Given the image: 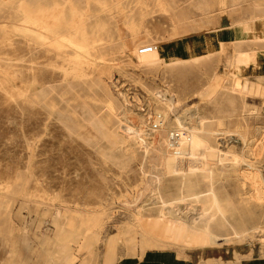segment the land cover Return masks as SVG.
Segmentation results:
<instances>
[{
  "label": "rangeland",
  "instance_id": "rangeland-1",
  "mask_svg": "<svg viewBox=\"0 0 264 264\" xmlns=\"http://www.w3.org/2000/svg\"><path fill=\"white\" fill-rule=\"evenodd\" d=\"M258 1L99 0L90 7L105 41L87 53L54 45L48 57L30 51L18 22L21 13L5 5L0 11V264H113L169 247L197 249L202 264H237V247L264 248V200L252 197L254 186L264 187V0ZM229 31L234 37L227 58L229 44L222 39ZM147 45L155 51L141 53ZM247 82L263 87L262 96L247 95ZM108 98L115 104L112 111ZM247 103L257 107L255 114ZM158 113L163 118L155 123ZM196 117L219 147L199 183L206 224L220 242L199 231L182 238L175 206L183 187L197 190L195 176L183 180L181 162L197 145L190 132H198ZM181 125L187 141L176 132ZM197 146L204 153V145ZM255 171L260 181L247 175ZM162 212L171 219L167 228ZM140 214L155 217L153 227ZM132 234L145 245L132 246Z\"/></svg>",
  "mask_w": 264,
  "mask_h": 264
},
{
  "label": "bare ground",
  "instance_id": "bare-ground-1",
  "mask_svg": "<svg viewBox=\"0 0 264 264\" xmlns=\"http://www.w3.org/2000/svg\"><path fill=\"white\" fill-rule=\"evenodd\" d=\"M98 1L99 0H3V1H0V11L3 10V8L5 7V5H14L15 7V10H14V13H16V11H18V13L20 12L21 13V20H18V22L20 21V28L22 30V38H24L26 40V43L29 45V48H30V51L33 50V54L36 56V57H40L41 55L43 54H47V57L48 55H51L52 54V50H53V47L54 45H62V46H70V47H73L72 50L74 48H76L77 50H84V52H89L88 50L86 51L87 48L89 47H92V46H95L97 43H102L103 41H105V39L102 37V35H100V30H101V25L99 24L100 21H96L95 20V17L96 15L93 13L92 9H91V4H94L95 6V3L98 5ZM118 1V0H117ZM224 1V0H223ZM226 1V0H225ZM261 1V0H260ZM258 1V2H260ZM108 2V0H107ZM112 2V1H111ZM120 2V1H119ZM158 2V1H157ZM203 2V1H201ZM222 2V0H221ZM114 3V2H112ZM212 3V2H211ZM254 3V2H253ZM256 3V2H255ZM117 4V2H116ZM201 4V3H200ZM238 4V3H237ZM111 5V4H110ZM99 6V5H98ZM108 6V5H107ZM113 6V5H112ZM122 6V5H121ZM231 6V5H230ZM255 6V5H254ZM196 7V6H195ZM260 7V6H259ZM263 7V6H262ZM103 8V6H102ZM199 8V7H198ZM7 9V8H6ZM17 9V10H16ZM105 9H108L107 11H109V6L108 8L105 7ZM121 10H124V8H120ZM165 9V8H164ZM201 9V8H199ZM236 9V8H235ZM10 10V9H9ZM198 10V9H197ZM203 10V9H202ZM219 10V9H218ZM98 11V10H97ZM97 11H94V12H97ZM104 11V10H103ZM111 11V10H110ZM207 12V11H206ZM225 13V11H223ZM261 12V11H260ZM4 13V12H3ZM2 13V14H3ZM11 13V12H10ZM101 13V12H99ZM6 14V13H5ZM103 14V13H102ZM222 14V13H220ZM263 14V13H262ZM3 16V15H2ZM7 17V14L5 15ZM133 16V15H131ZM226 16V15H225ZM4 17V16H3ZM5 17V18H6ZM103 17V16H102ZM134 17V16H133ZM179 17V16H177ZM183 17V16H182ZM260 17V16H259ZM20 18V17H19ZM104 18V17H103ZM132 18V17H131ZM176 18V17H175ZM218 18V17H217ZM264 18V17H263ZM4 19V18H3ZM10 19V18H9ZM92 19H94L93 21H91ZM133 19V18H132ZM131 19V20H132ZM188 19V18H187ZM12 20H15V19H12ZM102 20V19H101ZM126 20V19H124ZM175 20V19H174ZM184 20H186L185 18H182L179 20V22H181V24L184 22ZM91 21V22H90ZM178 21V20H177ZM176 21V22H177ZM214 21V20H213ZM262 21V20H261ZM2 22V21H1ZM11 22V21H10ZM95 24H94V23ZM131 22V21H130ZM187 22V21H186ZM185 22V23H186ZM264 22V21H262ZM8 23V22H7ZM13 23V22H12ZM92 23V24H90ZM97 23V24H96ZM101 23V22H100ZM104 23V22H103ZM133 23V22H131ZM94 24V25H93ZM113 24V23H112ZM126 24V23H125ZM180 24V23H179ZM208 24V22H207ZM210 24V23H209ZM7 25V24H5ZM105 25V24H104ZM114 25V24H113ZM190 25V24H188ZM199 25V24H198ZM197 25V26H198ZM213 25V23H212ZM216 25H218L216 23ZM260 25V24H259ZM179 27V26H177ZM181 27H184L183 25ZM208 27V26H207ZM14 28V27H13ZM103 28V27H102ZM109 28V27H108ZM113 28V26L111 27ZM192 28V27H191ZM199 28V27H198ZM218 28V27H217ZM261 28V27H260ZM177 29V28H176ZM183 29V28H182ZM206 29V28H204ZM216 29V28H215ZM214 29V30H215ZM263 29V28H262ZM16 30V29H15ZM107 30V29H106ZM109 30V29H108ZM120 30V29H119ZM193 30V29H192ZM113 31V30H112ZM176 31V30H175ZM174 31V32H175ZM180 31V30H179ZM194 31V30H193ZM105 32V31H104ZM192 32V31H191ZM208 32V31H207ZM106 33V32H105ZM104 33V34H105ZM113 33V32H112ZM199 33V32H198ZM201 33V32H200ZM194 34V33H193ZM217 34V33H216ZM93 35V36H92ZM172 35H175L176 34H172ZM212 35V33H211ZM214 35V34H213ZM104 36V35H103ZM189 35H187L188 37ZM192 36V35H191ZM119 37V36H118ZM186 37V38H187ZM212 37V36H211ZM112 38L113 40V37H110ZM120 38V37H119ZM174 38V37H173ZM172 38V39H173ZM176 38V37H175ZM192 38V37H191ZM195 39V37H193ZM192 38V39H193ZM183 39V38H182ZM205 39V38H203ZM213 39V38H212ZM211 39V40H212ZM23 40V39H22ZM108 40V38H107ZM106 40V41H107ZM178 40V39H177ZM186 40V39H185ZM197 41L198 38L196 39ZM210 40V39H209ZM111 41V40H110ZM120 41V40H119ZM179 41V40H178ZM193 41V40H192ZM196 41V42H197ZM214 41V40H213ZM218 41V40H217ZM113 42V41H112ZM115 42V41H114ZM216 42V41H215ZM150 43V42H149ZM177 43V42H176ZM186 42H184L185 44ZM191 43V42H190ZM193 43V42H192ZM195 43V41H194ZM193 43V44H194ZM198 43V42H197ZM200 43V42H199ZM210 43V42H209ZM110 44V43H109ZM153 44V43H152ZM164 44V43H163ZM169 44V43H168ZM188 44V43H187ZM208 44V41L207 43ZM213 44V43H212ZM107 45V44H106ZM115 44H113L112 46H114ZM118 45V44H117ZM116 45V46H117ZM180 45H183L182 43ZM179 45V46H180ZM119 46V45H118ZM178 46V44H177ZM215 47V45H213ZM211 46V47H213ZM98 47V46H97ZM107 47V46H106ZM112 47V48H113ZM189 47V46H187ZM200 47V46H199ZM203 47V46H202ZM61 48V47H60ZM101 48V47H99ZM108 48H110V46H108ZM119 48V47H118ZM156 48V47H155ZM158 48V47H157ZM206 48V47H204ZM55 49V48H54ZM59 49V48H58ZM65 49V47H64ZM90 49V48H89ZM93 49H97L96 47L93 48ZM104 49H105V46H104ZM103 49V51H104ZM123 49V48H122ZM172 49V48H171ZM182 49V48H181ZM190 49V48H189ZM188 49V50H189ZM193 49V46L192 48ZM208 49V48H207ZM214 49V48H212ZM71 50V51H72ZM92 50V48H91ZM99 50V49H97ZM96 50V51H97ZM101 50V49H100ZM108 50V49H107ZM138 50V46H134L133 47V50L132 52L135 53L137 52ZM160 50V49H159ZM158 50V51H159ZM167 50V49H166ZM177 50H180L177 49ZM185 50V48H184ZM210 50V49H209ZM68 51V50H67ZM66 51V52H67ZM155 51V50H154ZM164 51V50H163ZM170 51V50H169ZM173 51V50H172ZM183 51V49H182ZM181 51V52H182ZM195 51V50H194ZM198 51V50H196ZM200 51V50H199ZM211 51V50H210ZM65 52V51H64ZM82 52V51H81ZM102 52V51H101ZM175 52H176V49H175ZM203 52H206V51H203ZM74 53V52H73ZM80 53V52H79ZM83 53V52H82ZM93 53V52H91ZM111 53V52H110ZM154 53V52H152ZM157 53V52H156ZM166 53V52H165ZM171 53V52H170ZM68 54V53H67ZM101 54V53H100ZM151 54V52H150ZM179 54V53H178ZM190 54V53H189ZM199 54V53H198ZM203 54V53H201ZM63 55V54H62ZM73 55V54H72ZM83 55V54H82ZM90 55V54H89ZM92 55V54H91ZM90 55V56H91ZM98 55V54H97ZM96 55V56H97ZM104 55V54H103ZM138 55V54H137ZM182 55V54H181ZM33 56V55H32ZM84 56V55H83ZM88 56V60H89V57ZM108 56V55H107ZM113 56V55H112ZM140 56V55H139ZM147 56V55H146ZM180 56V55H179ZM186 56V55H185ZM46 57V56H45ZM70 58V56H68ZM67 57V59H68ZM73 57V56H72ZM85 57V56H84ZM87 57V56H86ZM86 57L84 59H86ZM135 57V56H134ZM141 57V56H140ZM173 57V56H172ZM24 58V57H23ZM91 58V57H90ZM94 58V57H92ZM99 59H101L102 57H98ZM163 58V57H162ZM43 59V57L41 58V60ZM66 59V60H67ZM74 59V57H73ZM142 59V57H141ZM151 59V58H150ZM193 59V58H192ZM195 59V58H194ZM40 60V61H41ZM140 60V59H139ZM147 60V58L145 59ZM160 60V59H159ZM158 60V62H159ZM38 61V60H37ZM70 61V60H69ZM77 61V60H76ZM80 62V60H78ZM77 61V62H78ZM100 61V60H99ZM107 61V59H106ZM109 61V60H108ZM68 62V61H66ZM73 62V61H72ZM70 62V63H72ZM75 62V61H74ZM75 62V63H77ZM83 62V61H82ZM87 62V61H86ZM101 62V61H100ZM105 62V61H104ZM145 62V61H144ZM153 62V61H152ZM35 63V62H34ZM51 63V62H50ZM53 63V62H52ZM89 63V62H88ZM93 64H95L94 62H92ZM92 63H89V64H92ZM103 63V62H102ZM111 63V62H110ZM151 63V61L149 62ZM44 64V62L42 63ZM47 64V62H46ZM74 64V63H73ZM85 64V63H84ZM160 64V63H159ZM71 65V64H70ZM140 65V64H139ZM50 66V65H49ZM63 66V65H62ZM74 66V65H73ZM159 66V65H158ZM156 66V67H158ZM163 66V65H162ZM52 67V66H51ZM72 67V65H71ZM79 67V66H78ZM80 67H81V64H80ZM3 68V67H2ZM59 68V67H58ZM153 68V67H152ZM33 69V68H32ZM31 69V70H32ZM37 69V67H36ZM72 69H74L72 67ZM84 69V68H82ZM27 70V69H26ZM29 69V71H31ZM81 71V69H79ZM34 71V70H33ZM74 71V70H72ZM77 71V70H75ZM83 71V70H82ZM41 72V70H39V73ZM86 72V71H85ZM26 73V71H25ZM34 73V72H32ZM78 73H80L78 71ZM53 74V73H52ZM105 74V73H104ZM262 74V73H261ZM87 75V74H86ZM86 75H84L86 77ZM50 76V75H49ZM82 76V78L84 77ZM89 76V75H87ZM32 78V77H31ZM34 79V78H33ZM85 79V78H84ZM87 79V78H86ZM238 79V78H237ZM246 79V78H244ZM261 82V78H259ZM257 79V80H259ZM241 80V79H240ZM62 81V80H61ZM87 81V80H86ZM246 81V80H244ZM33 82V81H32ZM98 82V81H97ZM61 83V82H60ZM249 83V86L247 89V95H251V96H262V92H263V87L262 90L260 89V85L257 83V82H247ZM25 84V83H24ZM23 84V85H24ZM246 84V83H245ZM101 85V84H100ZM40 86V85H39ZM48 86V85H47ZM99 86V84H98ZM167 86V85H166ZM226 85H223V88H225ZM69 88V87H68ZM220 89V87H219ZM226 89H229V88H226ZM88 90V89H87ZM103 90V88H102ZM63 91V90H62ZM73 91V90H72ZM120 91V90H119ZM158 91V90H157ZM217 91V90H216ZM221 91V90H220ZM26 92V91H24ZM67 92V91H66ZM91 92V91H90ZM213 92V91H212ZM261 92V93H260ZM23 93V92H22ZM112 93V92H111ZM216 93V92H215ZM221 93V92H220ZM245 93V92H244ZM165 95V94H164ZM216 95V94H215ZM224 95V94H223ZM226 95V94H225ZM231 95V94H230ZM246 95V94H245ZM27 96V95H26ZM74 96V95H73ZM105 96V95H104ZM227 96V95H226ZM111 97V95H110ZM166 97V96H165ZM213 98V96H211ZM229 97V96H228ZM241 97V96H240ZM112 98V97H111ZM111 98H108V102L106 103L107 104V107H109V109L112 111L113 108H115V104L113 103L114 101L111 99ZM122 98V97H121ZM126 98V97H125ZM35 101L37 102V100L39 101L40 98L36 95L35 96ZM167 99V98H166ZM210 99V97H209ZM214 99V98H213ZM221 99V98H220ZM222 100V99H221ZM242 100V99H241ZM159 101V100H158ZM168 101V100H167ZM166 101V102H167ZM211 101V100H210ZM224 101V100H223ZM222 101V102H223ZM51 102V101H50ZM68 102V101H67ZM221 102V103H222ZM243 102V101H242ZM157 103V101H156ZM160 103V102H159ZM170 103V102H169ZM168 103V104H169ZM174 103V102H173ZM176 103V102H175ZM219 103V104H221ZM228 103V102H227ZM232 103V102H231ZM38 104V103H37ZM49 104V103H48ZM54 104V103H53ZM62 104V103H61ZM129 104V103H128ZM166 104V105H168ZM207 104V103H206ZM205 104V105H206ZM213 104V103H212ZM40 105V104H39ZM171 105V104H170ZM174 105V104H173ZM209 107H210V104H208ZM217 105V103H216ZM228 105V104H226ZM244 105V104H243ZM242 105V106H243ZM76 106V105H75ZM156 106L158 107V105L156 104ZM57 107V106H56ZM69 107V106H68ZM167 109L169 108L168 106H166ZM32 108V107H31ZM140 108V107H139ZM172 108V106H171ZM222 108V107H220ZM227 108V107H226ZM229 108V107H228ZM239 108V107H238ZM246 108H247V111H249L251 114H255L257 112V107L255 105L251 106V104L247 103L246 105ZM54 109V108H52ZM79 109V108H78ZM201 109V108H200ZM219 109V108H218ZM245 109V108H244ZM51 110V109H50ZM108 110V108H107ZM114 110V109H113ZM164 110V109H163ZM171 110V109H170ZM173 110V109H172ZM198 110V109H197ZM225 110V109H224ZM230 110V109H229ZM64 111V110H63ZM159 111V110H157ZM166 111V110H165ZM169 111V110H168ZM222 111V110H221ZM231 111V110H230ZM241 111V110H240ZM243 111V110H242ZM171 112V111H170ZM200 112V110H199ZM227 112V111H226ZM233 112V111H232ZM231 112V113H232ZM94 113V112H93ZM201 113V112H200ZM216 113V112H215ZM243 113V112H242ZM114 114V112H113ZM117 114V113H116ZM131 114V113H130ZM172 114V113H171ZM203 115V113H201ZM206 114V113H205ZM167 115V114H166ZM200 115V114H199ZM229 115V114H228ZM66 116V115H65ZM198 116V115H197ZM227 116V115H226ZM247 116V115H246ZM136 117V116H135ZM147 117V116H146ZM154 117V122L155 123H159V119L163 118V115L158 113L157 115L153 116ZM152 117V118H153ZM170 117V116H168ZM179 117V116H178ZM253 117V116H252ZM98 118V117H97ZM117 118V117H116ZM241 118V117H240ZM180 119V118H179ZM206 119V117H205ZM216 119V117H215ZM109 120V119H108ZM139 120V119H138ZM164 120V119H163ZM173 120V119H172ZM194 120V119H193ZM196 120V126L195 128L197 129L198 132L196 133H193L192 131H190L192 134V138H194V140H196L197 142V145H201L203 146L204 145V153H198L196 151V147H198L197 145H190V150L188 152V155L187 157L181 161L182 163L184 162V166L183 169H182V172L184 173V179L185 180L187 177L189 176H195V180H196V184L193 183L192 185L195 186V188L197 190H194L193 192H188L185 187H183L180 192H179V199H178V202L177 204L175 205L176 206V210L179 214V216L182 218V223L180 222V225H181V237L182 238H185L186 235L189 233L190 234V231H195L196 232H201L205 237H208V236H212L214 235V239L218 242H220L219 240L221 239L218 235H215L211 232V230L208 228V225L206 224V222H208V220H206L208 218V213L207 211L203 208V205H202V200H203V197H202V191L201 190V186L199 183V181L201 180L202 177H204V172L201 173L202 170L206 169L209 167L210 165V158H212V156H214L215 154H217L219 151V147L218 148H214L213 145L214 144H211V135L212 133L207 129V126L206 124L204 123L205 121H203V119L201 117H196L195 118ZM214 120V118H213ZM177 121V120H176ZM180 121V120H179ZM185 121V119H184ZM184 121L182 123H184ZM215 121V120H214ZM112 122V121H111ZM222 122V121H221ZM90 123H93V122H90ZM169 123H172L171 121ZM180 122V124H182ZM186 123V121H185ZM184 123V124H185ZM187 123H188V120H187ZM207 123V122H206ZM168 124V122H167ZM179 124V123H178ZM208 124V123H207ZM217 124V123H216ZM219 124V123H218ZM224 124V123H223ZM174 125V124H173ZM194 125V124H193ZM77 126V125H76ZM91 126H94L91 124ZM167 126V125H166ZM175 126V125H174ZM217 126V125H216ZM162 127V126H161ZM160 127V128H161ZM177 127V126H175ZM185 126L182 127L179 126L177 129L178 131V137L181 139L183 138V140L185 139L186 140V130L185 132L182 131V129H184ZM240 127V126H239ZM110 128V127H108ZM173 128V127H172ZM187 128V127H186ZM216 128V127H215ZM65 129V128H64ZM168 129V128H167ZM175 129V128H174ZM188 129V128H187ZM77 130V129H76ZM176 130V129H175ZM211 130V129H210ZM172 131V130H170ZM174 131V130H173ZM220 131V130H219ZM105 132V131H104ZM113 132V131H112ZM127 132V131H126ZM168 132V131H167ZM222 132V131H221ZM87 133V132H86ZM218 133V129L216 130V134ZM167 134V133H166ZM215 134V135H216ZM221 134V133H220ZM162 135V134H161ZM189 136V134H187ZM219 135V134H218ZM84 136V135H83ZM99 136V135H98ZM154 136V135H153ZM165 136V135H164ZM214 136V135H213ZM157 137V136H156ZM190 137V136H189ZM187 137V138H189ZM158 138V137H157ZM161 138L163 139V137L161 136ZM165 138V137H164ZM220 138V137H219ZM159 139V138H158ZM213 139V138H212ZM170 140V139H169ZM182 140V139H181ZM118 141V140H117ZM122 141V140H121ZM120 141V142H121ZM158 141V140H157ZM162 141V140H161ZM174 141V140H173ZM176 141V140H175ZM191 141V140H190ZM143 142V141H142ZM213 142V141H212ZM140 143V142H139ZM163 143V142H162ZM183 143H186V142H183ZM188 143V142H187ZM109 144V143H108ZM190 144V143H189ZM196 144V143H194ZM218 144V142L216 143ZM187 145V144H186ZM175 146V145H174ZM188 146V145H187ZM186 146V148H187ZM144 147V146H143ZM179 148V145L177 146ZM184 147V146H183ZM200 147V146H199ZM29 148V147H28ZM31 148V147H30ZM155 148V147H154ZM165 149V148H164ZM189 149V148H188ZM218 149V150H217ZM106 150V149H105ZM113 150V149H112ZM119 150V148H118ZM165 151V150H164ZM184 151V150H183ZM188 151V150H187ZM224 150H222L223 152ZM186 152V151H185ZM170 153V152H169ZM168 153V154H169ZM232 154V153H231ZM113 155V154H112ZM174 155V154H173ZM235 155V154H234ZM176 156V155H175ZM177 156H180L179 154H177ZM184 156V154H183ZM238 156V155H237ZM242 159V158H240ZM226 160V159H225ZM180 162V163H181ZM221 164V163H220ZM224 165V164H223ZM226 165V164H225ZM228 165V164H227ZM225 167V166H224ZM228 167V166H227ZM211 169V168H210ZM225 170V169H224ZM234 170V169H233ZM259 171H255V172H250L248 173L247 175L250 177L256 182V181H260V178L258 176V173ZM200 175V176H198ZM226 175V174H225ZM234 175V174H233ZM260 175V174H259ZM197 176V178H196ZM181 177V175H180ZM199 178V179H198ZM214 179V178H213ZM203 180V178H202ZM201 180V181H202ZM182 181V179H181ZM198 181V183H197ZM208 186V185H207ZM179 188V187H178ZM192 188V187H191ZM209 188V187H208ZM207 188V189H208ZM206 191V190H205ZM208 191V190H207ZM216 191V189H215ZM217 192V191H216ZM215 192V194H216ZM207 193V192H206ZM253 199L255 198L256 200H258L259 202L263 201L264 200V187H256L254 186L253 188ZM215 198V197H214ZM217 200V199H216ZM215 201V199H214ZM186 202V203H185ZM207 203V202H206ZM218 203V202H217ZM216 205V204H215ZM170 206V205H169ZM164 207V206H163ZM166 207V206H165ZM222 207V206H221ZM1 208V207H0ZM162 208V207H161ZM167 208H169L167 206ZM164 209V208H162ZM161 211V210H160ZM173 211H175L173 209ZM176 212V211H175ZM241 212V211H240ZM211 213V212H210ZM244 213V212H243ZM61 214V213H60ZM75 214V213H74ZM8 215V214H7ZM161 215V214H160ZM221 215V213H220ZM242 215V214H241ZM178 215H176V218ZM222 216V215H221ZM8 217V216H7ZM216 217V216H215ZM140 220H144L145 223L147 225H152L153 227V224H154V218H144V216H142L140 214V216L138 217ZM160 218V217H159ZM172 218V217H171ZM209 219V218H208ZM62 220V219H61ZM161 220V224L163 226V228H167L169 227V222L168 220H171L170 217H168L165 212L163 213L162 212V218L160 219ZM176 219H174L175 221ZM212 220V219H210ZM215 221V220H214ZM198 222V223H197ZM217 222V221H216ZM214 223V222H212ZM69 224V222H68ZM179 224V223H177ZM215 224V223H214ZM173 224H171L172 226ZM211 225V224H210ZM63 226V225H62ZM65 226V225H64ZM63 226V227H64ZM161 226V225H160ZM69 227V226H68ZM221 227V226H220ZM158 228V227H157ZM156 229V227L154 228ZM159 229V228H158ZM157 229V230H158ZM59 230V229H57ZM63 230V229H62ZM65 230V229H64ZM165 230V229H164ZM133 231L134 233H137V231L133 228ZM180 231V230H179ZM63 232V231H62ZM61 232V233H62ZM161 232V231H160ZM163 232V231H162ZM161 234L164 235V232ZM129 233V232H128ZM144 233V232H143ZM124 234V233H123ZM131 234V233H130ZM61 235V234H60ZM96 235V234H95ZM129 235V234H128ZM162 235V236H163ZM179 235V234H178ZM67 236V235H66ZM97 236V235H96ZM176 236V235H175ZM174 236V237H175ZM189 236V235H188ZM180 237V236H179ZM128 238V237H127ZM189 238V237H187ZM96 239V237H95ZM202 239H205V238H202ZM213 239V240H214ZM94 240V238H93ZM97 240V239H96ZM147 240V239H146ZM227 240V239H226ZM128 241V240H127ZM130 241H131V244L132 246L137 244V241H139L141 243V246L142 244H144V241L145 239L142 238L141 240H138L136 235L135 234H132L130 236ZM192 241V240H191ZM225 241V240H224ZM95 242V241H94ZM150 241L147 240L146 243H149ZM139 243V244H140ZM92 244V243H91ZM138 244L137 247H140ZM213 244H216L213 242ZM61 245V244H60ZM145 245V244H144ZM143 245V247H144ZM211 245V244H210ZM135 248V247H134ZM141 249V248H140ZM69 250V248H68ZM142 250V249H141ZM66 251V249H65ZM69 256V255H68ZM77 256V255H76ZM69 258V257H68ZM70 259V258H69ZM85 262V261H83ZM82 263V262H81ZM57 264V263H56ZM85 264V263H84Z\"/></svg>",
  "mask_w": 264,
  "mask_h": 264
},
{
  "label": "crops",
  "instance_id": "crops-1",
  "mask_svg": "<svg viewBox=\"0 0 264 264\" xmlns=\"http://www.w3.org/2000/svg\"><path fill=\"white\" fill-rule=\"evenodd\" d=\"M233 16L235 15L233 14ZM233 37V31H229L226 37L222 39L224 43L227 45L229 44L226 49L227 58L230 57L232 52L230 42ZM236 249L238 256L237 264H264V248L261 244H252L249 247L243 245ZM196 250L197 249H195V251H187L185 249L180 250L176 247L163 249L153 248L148 250L149 255L146 258H137L136 260L132 258H124L122 260H116L113 264H202ZM228 251L234 257V251L229 248Z\"/></svg>",
  "mask_w": 264,
  "mask_h": 264
},
{
  "label": "built area",
  "instance_id": "built-area-1",
  "mask_svg": "<svg viewBox=\"0 0 264 264\" xmlns=\"http://www.w3.org/2000/svg\"><path fill=\"white\" fill-rule=\"evenodd\" d=\"M155 49V47L153 45H147V46H143L141 49H140V52L141 53H146V52H151Z\"/></svg>",
  "mask_w": 264,
  "mask_h": 264
}]
</instances>
